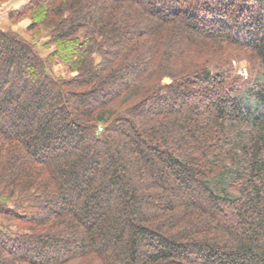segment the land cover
<instances>
[{
	"label": "trees",
	"instance_id": "obj_1",
	"mask_svg": "<svg viewBox=\"0 0 264 264\" xmlns=\"http://www.w3.org/2000/svg\"><path fill=\"white\" fill-rule=\"evenodd\" d=\"M29 14L56 49L0 28V264H264V0Z\"/></svg>",
	"mask_w": 264,
	"mask_h": 264
},
{
	"label": "rangeland",
	"instance_id": "obj_2",
	"mask_svg": "<svg viewBox=\"0 0 264 264\" xmlns=\"http://www.w3.org/2000/svg\"><path fill=\"white\" fill-rule=\"evenodd\" d=\"M29 1L30 0H0V28L4 31H11L18 34L21 38L31 43L43 58H46L56 49V46L54 45H47V41L50 36L49 28L41 26L33 31H29V25L32 20V16L30 14L20 18H10V12L23 7ZM61 44V46H64L63 43ZM68 44V46H71V43ZM63 50L64 49L61 47L62 55L67 57L70 54L69 49H65L66 51ZM73 51L74 50H72L71 53ZM233 64L235 67H238V72L242 71L245 73L248 70V63L246 59H237L233 62ZM51 70L54 75L65 79L75 76V73L68 69L66 61L59 62L58 60H54ZM166 82H170V80L166 79ZM10 205L14 206V202H11ZM0 225L12 233L18 230L17 223L3 220L1 217Z\"/></svg>",
	"mask_w": 264,
	"mask_h": 264
},
{
	"label": "built area",
	"instance_id": "obj_3",
	"mask_svg": "<svg viewBox=\"0 0 264 264\" xmlns=\"http://www.w3.org/2000/svg\"><path fill=\"white\" fill-rule=\"evenodd\" d=\"M240 74H243V75H245V74H246V72L244 73V72L240 71Z\"/></svg>",
	"mask_w": 264,
	"mask_h": 264
}]
</instances>
